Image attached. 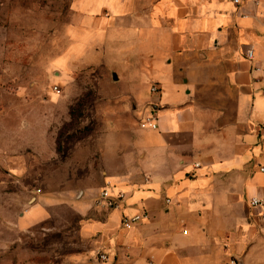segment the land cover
Instances as JSON below:
<instances>
[{
	"label": "crops",
	"instance_id": "obj_1",
	"mask_svg": "<svg viewBox=\"0 0 264 264\" xmlns=\"http://www.w3.org/2000/svg\"><path fill=\"white\" fill-rule=\"evenodd\" d=\"M143 7L133 27L142 45L117 62L139 68V122L152 113L158 128L107 147L117 153L106 185L125 199L96 208L97 191L84 197L81 234L92 247L77 264H264V219L250 205L264 200V0ZM92 208L102 216H87ZM144 210L142 223L122 227Z\"/></svg>",
	"mask_w": 264,
	"mask_h": 264
},
{
	"label": "rangeland",
	"instance_id": "obj_2",
	"mask_svg": "<svg viewBox=\"0 0 264 264\" xmlns=\"http://www.w3.org/2000/svg\"><path fill=\"white\" fill-rule=\"evenodd\" d=\"M151 1L0 0V264H77L91 249L80 204L97 191L98 207L107 147L141 128L140 70L117 60L142 45Z\"/></svg>",
	"mask_w": 264,
	"mask_h": 264
},
{
	"label": "built area",
	"instance_id": "obj_3",
	"mask_svg": "<svg viewBox=\"0 0 264 264\" xmlns=\"http://www.w3.org/2000/svg\"><path fill=\"white\" fill-rule=\"evenodd\" d=\"M234 2L236 4H240V0H234ZM247 57L249 59H252L253 57V52L249 51L247 53ZM54 91L58 94L61 93L60 89L58 86L54 87ZM151 93L153 95H159L161 93V88L159 87L158 84H153L151 86ZM140 127L142 129H153L156 130L158 128V123H157V117L150 113L149 115L144 116L141 120H140ZM197 166H199V164H197ZM264 171V169H262ZM125 199V194L124 193H119L116 196H113L111 191L109 189H104L101 193V195L99 196L98 200H97V206H107L108 208H116L118 207L123 200ZM167 203H170V200H166ZM250 205L254 208H258L261 211V218L264 219V200H261L258 197H254L250 199ZM148 212L146 210L141 211L137 214H135L134 216H124V218L122 219V227L124 229L130 230L132 229L135 225H138L140 223H142L145 219H147L148 216ZM185 234L187 233V231L184 232ZM99 260L102 262H106L108 261V256L105 253H99ZM233 264H235V261H232Z\"/></svg>",
	"mask_w": 264,
	"mask_h": 264
},
{
	"label": "water",
	"instance_id": "obj_4",
	"mask_svg": "<svg viewBox=\"0 0 264 264\" xmlns=\"http://www.w3.org/2000/svg\"><path fill=\"white\" fill-rule=\"evenodd\" d=\"M113 79H114L115 81L118 80V77H117V75H116L115 73L113 74Z\"/></svg>",
	"mask_w": 264,
	"mask_h": 264
}]
</instances>
